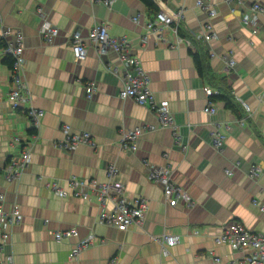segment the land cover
<instances>
[{
    "label": "crops",
    "instance_id": "0c3cea01",
    "mask_svg": "<svg viewBox=\"0 0 264 264\" xmlns=\"http://www.w3.org/2000/svg\"><path fill=\"white\" fill-rule=\"evenodd\" d=\"M153 1L156 10L142 0H112L110 5L103 0H0L4 24L24 35L29 85L24 107L13 109L7 100L11 66L4 61L0 44V191L4 210L17 204L21 212L9 238L0 236L1 262L10 255L13 264H243L239 262L242 253L215 242L221 226L233 219L264 233V211L252 203L253 199L264 203V0L228 4L203 0L216 11L213 18L196 0ZM253 2L262 6L255 34L242 23ZM39 8L58 29L50 43L38 35ZM159 9L168 14L182 9L180 26L191 35L203 32L204 24L211 22L216 38L199 40L190 51L184 42H176L169 27L160 33L149 32L146 23ZM135 15L137 21L132 19ZM96 23H104L112 36L128 37L130 51L140 59L154 96L168 100L186 151L168 128L158 126L149 107L118 97L121 74L109 69L111 65L122 68L115 52L99 55L86 41V57L74 58L70 34L76 30L85 37ZM194 47L202 48V75L192 54ZM229 60L234 61L233 67L228 66ZM90 81L96 89L88 99L85 86ZM205 86L211 95H206ZM220 86L241 97L250 111L240 105L242 116L237 118L216 98L218 92L222 94ZM210 101L214 113L203 110ZM27 106L44 112L38 138L28 165L16 178L6 179L3 168L22 150L13 138L25 141L32 133ZM140 124L155 127L139 136L135 151L122 149L121 131ZM216 124L229 126L220 150L214 148L211 137ZM64 125L74 133H90L92 143L73 151L56 146L64 136ZM143 159L170 166L173 181L191 196L194 205H168L162 187L149 180ZM109 164L118 169L114 179L124 185L126 201L141 197L148 206L140 225L124 231L99 222L101 210H111V201L100 203L87 185L82 189L89 197L83 199L70 186L71 179L105 181ZM253 166L261 168L257 177L249 174ZM226 169L232 173L226 174ZM51 184L68 194L60 197L50 189ZM72 228L78 236L54 238L55 231ZM89 233L94 243L71 258L77 240ZM163 233L180 239L167 255L160 241L152 238Z\"/></svg>",
    "mask_w": 264,
    "mask_h": 264
},
{
    "label": "built area",
    "instance_id": "2783aa9c",
    "mask_svg": "<svg viewBox=\"0 0 264 264\" xmlns=\"http://www.w3.org/2000/svg\"><path fill=\"white\" fill-rule=\"evenodd\" d=\"M112 0H103L107 5H110ZM233 0H224V2L231 3ZM196 4L204 10L210 18L216 15V11L210 8L203 0H196ZM38 13L42 16V22L38 29V35L45 43H50L55 35L58 33L55 27L48 19L43 16L41 9ZM262 11V6L258 2L251 3L249 11L242 16V23L252 28V33L259 31L258 14ZM183 17L182 9H178L173 14L166 13L163 9H159L155 18L146 23V29L149 32L160 33L165 28H171L174 33L177 43L186 44L188 47H193L190 39L182 37L178 34V26ZM137 21L138 15L132 17ZM194 35V34H193ZM201 41L208 42L216 38L212 30V23L207 22L203 26V32L194 35ZM72 41V53L74 58L79 61L83 60L87 54L86 41L93 44L99 55H104L107 51H113L117 55V61L122 68L119 69L117 65H111L109 69L121 74V85L118 90V97L121 99L132 98L136 103L145 105L152 110L157 118L158 126L168 128L172 132L174 141L181 145L182 150L186 151L187 145L182 142V138L178 133V125L174 119L173 113L170 109L169 102L166 99H156L154 93L149 87V78L141 66L140 59L132 54L130 51L129 39L126 35L112 36L108 33L107 26L104 23L94 24L89 29L87 35L84 37L79 31H73L70 34ZM0 44L1 51L4 56L10 57L12 60L10 67V89L7 100L13 109L23 108L25 101L29 99V85L25 76V58L24 50V35L19 29H15L4 24L0 16ZM234 61L229 60L228 66L233 67ZM96 84L90 81L85 86V94L89 99L92 97ZM206 95H211L213 92L207 86L204 87ZM236 101L247 111H250V106L244 100L236 96ZM204 112L214 113L216 108L210 101L204 107ZM25 113L28 116L29 123L33 132L30 139L20 141L18 137H14L13 141L21 145V153L17 158L12 159L3 168V173L6 179L16 178L23 169L28 165L31 150L38 138L37 129L40 127L41 118L44 114L42 109L33 106H27ZM153 125H136L135 127L123 130L120 133L119 145L122 149L128 151H135L137 149V140L139 136L145 132L153 129ZM229 126L223 125L221 127L216 124L212 130V143L216 150H220L226 139V132ZM64 136L56 142V146L66 151H73L81 144H91V135L88 132H71L69 125L63 126ZM142 163L148 167V178L153 183L162 187L164 200L170 206H176L182 203L188 207L194 205L191 196L183 190L172 179V168L168 165H155L143 159ZM118 169L114 164H109L106 168L107 179L105 181L97 182L90 180L86 183L84 181L70 180V186L75 196H81L83 199L89 197L88 192L82 189V186L87 185L91 188L94 194L97 195L98 200L102 203L104 200H109L112 203V208L109 211L104 209L99 214V222L108 226L115 227L118 230H127L131 225H140L147 210V202L145 199L138 197L132 202L126 201L124 197V185L114 179ZM226 174L230 175L232 172L229 169L225 170ZM261 172L259 166H253L250 169V176L257 177ZM50 189L60 197L68 194V191L59 187L56 184H51ZM4 194L0 191V236L3 240H7L11 234L14 224L21 218L19 205L13 204L10 210L3 209ZM252 203L261 211H264V203H259L255 199ZM69 236H78L76 229H65L54 232V238L61 240ZM156 241H160L161 250L164 255L169 253V248L180 242L179 236L171 233H163L160 237H152ZM216 243H224L241 254L239 262L243 264H264V233L252 231L248 229L243 223L237 220L230 219L221 226L220 234L215 237ZM94 243V235L92 233L79 238L72 248L70 257H76L80 251ZM213 253V252H212ZM211 253V254H212ZM13 264V258L10 255L5 256L3 262L0 264Z\"/></svg>",
    "mask_w": 264,
    "mask_h": 264
},
{
    "label": "trees",
    "instance_id": "16d2710c",
    "mask_svg": "<svg viewBox=\"0 0 264 264\" xmlns=\"http://www.w3.org/2000/svg\"><path fill=\"white\" fill-rule=\"evenodd\" d=\"M150 9L156 10V5L154 3L153 0H142ZM178 34L181 35L182 37L188 38L190 39V41L192 42V45L195 46V43L197 41H199L200 39H197L195 36L189 34L188 32H186L185 30H183V28L179 25L178 26ZM201 41V40H200ZM198 43H196L197 45ZM195 51H192V54L194 56L195 59V63H196V67L198 69V72L200 73V75H202V66H201V61H200V56L199 53H201L200 48L194 47ZM190 51L193 50L191 47H189ZM6 56V58L4 59L5 62L9 63L11 66L12 60L10 59V57ZM218 90L222 93L220 94L219 92L215 95L217 99L223 100L225 103V107L232 110V112L236 115L237 118H240L242 116L240 110L242 109V107L240 106V104L236 101L235 97L229 93L228 90L224 89L222 86L218 87ZM30 132H33L29 130Z\"/></svg>",
    "mask_w": 264,
    "mask_h": 264
}]
</instances>
